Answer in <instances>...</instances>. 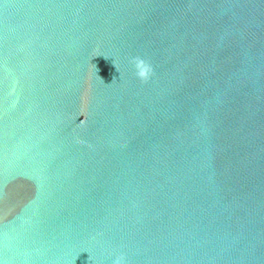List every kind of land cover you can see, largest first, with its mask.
Segmentation results:
<instances>
[{
    "label": "water",
    "instance_id": "water-1",
    "mask_svg": "<svg viewBox=\"0 0 264 264\" xmlns=\"http://www.w3.org/2000/svg\"><path fill=\"white\" fill-rule=\"evenodd\" d=\"M121 255L264 264V0H0V264Z\"/></svg>",
    "mask_w": 264,
    "mask_h": 264
},
{
    "label": "clouds",
    "instance_id": "clouds-1",
    "mask_svg": "<svg viewBox=\"0 0 264 264\" xmlns=\"http://www.w3.org/2000/svg\"><path fill=\"white\" fill-rule=\"evenodd\" d=\"M132 63L135 67L136 77L140 81L147 83L150 80V78L154 75V69L152 65L143 58L136 57L132 60ZM114 65H115V61H114ZM117 70L119 71L118 68ZM115 81L116 79L115 77H113L112 83H114ZM125 261L126 258L123 255H121L114 261V264H125Z\"/></svg>",
    "mask_w": 264,
    "mask_h": 264
}]
</instances>
